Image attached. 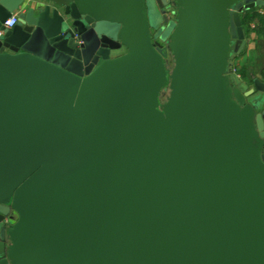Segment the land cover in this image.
I'll use <instances>...</instances> for the list:
<instances>
[{"label":"water","instance_id":"1","mask_svg":"<svg viewBox=\"0 0 264 264\" xmlns=\"http://www.w3.org/2000/svg\"><path fill=\"white\" fill-rule=\"evenodd\" d=\"M257 8L0 0V264H264V83L230 63Z\"/></svg>","mask_w":264,"mask_h":264},{"label":"trees","instance_id":"2","mask_svg":"<svg viewBox=\"0 0 264 264\" xmlns=\"http://www.w3.org/2000/svg\"><path fill=\"white\" fill-rule=\"evenodd\" d=\"M242 23L247 37H249L252 32L257 33L258 36L257 54L255 55L254 60H252L250 63L247 62V64L241 69H236L241 76V82L252 85V70L250 69L253 68L256 63H260L264 59V53H262L261 50L264 48V15H261L257 9L246 11V13L242 16ZM252 24H255L254 29L251 28ZM244 54H246V52ZM261 75L264 78V69L262 70Z\"/></svg>","mask_w":264,"mask_h":264},{"label":"crops","instance_id":"3","mask_svg":"<svg viewBox=\"0 0 264 264\" xmlns=\"http://www.w3.org/2000/svg\"><path fill=\"white\" fill-rule=\"evenodd\" d=\"M249 43L248 47L246 49V54L239 56H235L231 59V73L233 74L234 69H241L244 67L247 62L250 63L252 60H254L255 55L257 54V46H258V36L257 33L253 32L248 37ZM262 53H264V48L261 49ZM233 60V61H232ZM264 69V59L260 63H256L253 68H251V78L253 80V76L264 83V78L261 75L262 70ZM233 79L238 84V86L243 89L244 91H248L250 88L253 87L252 85H249L247 83L240 82L238 78L233 75ZM258 96V95H257Z\"/></svg>","mask_w":264,"mask_h":264},{"label":"rangeland","instance_id":"4","mask_svg":"<svg viewBox=\"0 0 264 264\" xmlns=\"http://www.w3.org/2000/svg\"><path fill=\"white\" fill-rule=\"evenodd\" d=\"M151 7H154V5H152ZM154 13V14H153ZM152 14H150L151 16V25H152V31H153V33L156 35V36H162V37H165V38H167L168 36H169V34H170V28H169V32H167V33H164V32H160V30H161V28L163 27V26H165L164 25V20H163V18H162V16L161 15H159V12L157 11H155L154 10V12H153ZM174 25L172 24L170 27L172 28ZM169 53H170V50H169ZM240 57V56H239ZM233 61V60H232ZM173 66H174V57L172 56V55H170V58L167 60V67H168V69H169V71L171 72V70H172V68H173ZM238 73V72H237ZM239 74V73H238ZM170 93H171V91H170V89L169 88H167V89H164L163 90V92H162V94H161V103L164 105V104H166L167 102H168V99H169V97H170Z\"/></svg>","mask_w":264,"mask_h":264},{"label":"built area","instance_id":"5","mask_svg":"<svg viewBox=\"0 0 264 264\" xmlns=\"http://www.w3.org/2000/svg\"><path fill=\"white\" fill-rule=\"evenodd\" d=\"M257 10H258V12H259L261 15H264V9H263V8H257ZM9 21H13V23H12L11 25H9ZM18 22H19L18 15L16 14V15H13V16L10 18V20H8V21L3 25V27H4L5 30H12L13 28H15V27L17 26ZM251 28L254 29V28H255V24H252V25H251ZM252 33H253V32H252ZM3 35H4V31L0 30V39H2ZM233 75H235V76L238 78V80H239L240 82L242 81V80H241V76L237 73V70H236V69H234V71H233Z\"/></svg>","mask_w":264,"mask_h":264},{"label":"flooded vegetation","instance_id":"6","mask_svg":"<svg viewBox=\"0 0 264 264\" xmlns=\"http://www.w3.org/2000/svg\"><path fill=\"white\" fill-rule=\"evenodd\" d=\"M176 18V17H175ZM175 18H173L175 20ZM154 34V33H153ZM160 37V36H159ZM154 41L155 42H160V39L154 34ZM163 50H164V53L166 54H169V58H170V53H169V50H168V47L166 46V43L163 44ZM124 53V52H123Z\"/></svg>","mask_w":264,"mask_h":264},{"label":"clouds","instance_id":"7","mask_svg":"<svg viewBox=\"0 0 264 264\" xmlns=\"http://www.w3.org/2000/svg\"><path fill=\"white\" fill-rule=\"evenodd\" d=\"M13 23V21H9V25H11Z\"/></svg>","mask_w":264,"mask_h":264}]
</instances>
